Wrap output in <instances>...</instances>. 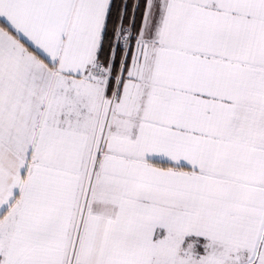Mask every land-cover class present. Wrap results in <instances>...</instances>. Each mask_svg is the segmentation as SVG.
Listing matches in <instances>:
<instances>
[{"label": "snow or ice", "instance_id": "6c2138e0", "mask_svg": "<svg viewBox=\"0 0 264 264\" xmlns=\"http://www.w3.org/2000/svg\"><path fill=\"white\" fill-rule=\"evenodd\" d=\"M0 264H264V0H0Z\"/></svg>", "mask_w": 264, "mask_h": 264}]
</instances>
